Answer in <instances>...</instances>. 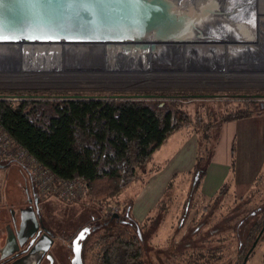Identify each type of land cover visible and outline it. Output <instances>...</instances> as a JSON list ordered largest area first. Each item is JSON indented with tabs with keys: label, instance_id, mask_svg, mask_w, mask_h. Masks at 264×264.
I'll return each instance as SVG.
<instances>
[{
	"label": "rangeland",
	"instance_id": "1",
	"mask_svg": "<svg viewBox=\"0 0 264 264\" xmlns=\"http://www.w3.org/2000/svg\"><path fill=\"white\" fill-rule=\"evenodd\" d=\"M90 48L97 51L99 46ZM127 54V59L131 63L135 62V66L141 61L129 56L130 52ZM263 54L259 49L254 51L251 49V52L244 55L248 60L252 59L250 55H261L260 58L264 59ZM89 55L93 56L92 53ZM88 57L84 59H93L91 56ZM170 59L172 58L163 50L158 62H167ZM114 80L109 82L92 80L80 75L54 83L50 80H32L25 77L4 78L1 74L0 96L14 97L10 100L18 103L22 97L45 101L50 99L49 97L74 95H137L144 96V100L153 106L161 104L168 109H182L186 112L189 124L178 130L180 132L172 136L159 153L173 150L175 142L183 133L195 135L198 149V141L204 133L202 127L195 124L196 117L202 121L203 128L205 125H217L229 112L234 111L238 103L244 104L251 112L249 118L234 122V127L230 130L229 128L222 130L221 126L225 124L222 123L219 129H213L206 134L210 139L204 145L206 148H212L211 159L215 156L216 161L220 162L225 155L230 159V149H234L232 165L226 169L225 174H221L219 168H214L213 171L216 177L219 176L217 182L221 180V176L227 177L221 186L222 194L218 196L221 188L212 196L205 194L202 189L203 181L196 187L198 180L194 183L195 176L192 172L174 177L161 200V206L158 202L147 219L137 228L145 264H228L229 255L231 253L233 256L237 245L235 236L239 219L248 217L250 212L256 211L260 199L264 198V84L251 80H242L240 81L242 83L235 84H232L231 80H225V84H216L214 83L216 80L208 78L206 81L200 78L195 83L182 82L177 78L161 84ZM201 95L206 97L200 98ZM173 96L186 97L173 99ZM173 100L175 102L172 103ZM159 153L155 157H158ZM156 165L155 171L159 169L158 165L161 166L160 163ZM149 169L135 170L136 179L114 198L101 204L91 203L87 195L73 202H60L36 195L40 201L41 220L50 230L49 240L55 239L50 250L52 261L58 263L65 260L67 250L64 243L71 245L76 234L90 223L99 226L91 235L92 240L106 230L107 224L113 228H126L116 221L108 222L106 225L104 221L108 215L117 214L118 218L122 217L124 210L132 205L139 191L145 186L149 178ZM24 170L18 163L0 164V215L8 213L11 207H32L30 178L26 176ZM240 200H243L244 205L241 206L242 209L236 210ZM246 228L243 227L240 231ZM59 238H63L64 243ZM228 239H231V243L226 242ZM215 242H219L220 245L219 259L208 260V249L218 246ZM228 244L231 248H228ZM93 256L94 250L91 249L85 263L95 264ZM249 264H264V243Z\"/></svg>",
	"mask_w": 264,
	"mask_h": 264
},
{
	"label": "trees",
	"instance_id": "2",
	"mask_svg": "<svg viewBox=\"0 0 264 264\" xmlns=\"http://www.w3.org/2000/svg\"><path fill=\"white\" fill-rule=\"evenodd\" d=\"M11 98L0 96L3 131L57 177L82 179L87 185V199L94 204L120 193L136 179L135 170L151 161L168 136L189 124L182 109L153 106L144 96L74 95L45 101L22 97L18 103ZM250 116L244 104L238 103L217 125L203 128L196 117L195 124L204 133L198 141L192 171L198 175L196 187L205 178L213 153L204 145L210 139L206 134L219 129L222 123ZM105 228L106 232L93 243L105 248L101 264H145L137 235L128 228L109 224ZM131 238L134 242L129 241Z\"/></svg>",
	"mask_w": 264,
	"mask_h": 264
},
{
	"label": "water",
	"instance_id": "3",
	"mask_svg": "<svg viewBox=\"0 0 264 264\" xmlns=\"http://www.w3.org/2000/svg\"><path fill=\"white\" fill-rule=\"evenodd\" d=\"M258 2L203 0L196 9H187L178 0H0V34L5 37L0 45H23L24 70L48 62L56 69L61 62L56 45L122 47L138 53L144 43L200 42L205 29L220 25L236 33L240 45H254ZM89 233L85 227L73 239L71 264H83L81 242Z\"/></svg>",
	"mask_w": 264,
	"mask_h": 264
},
{
	"label": "flooded vegetation",
	"instance_id": "4",
	"mask_svg": "<svg viewBox=\"0 0 264 264\" xmlns=\"http://www.w3.org/2000/svg\"><path fill=\"white\" fill-rule=\"evenodd\" d=\"M178 1L181 2V4H184L183 7L187 9H192L193 5H194L193 9H196L202 3L203 0H196V1L195 0H189V1L188 0H182V1L178 0ZM239 39H240L239 36H237L236 33H233V31L231 32L229 27L225 25H222V26L220 25L216 27H208L207 29H205L203 31V35L200 39V42H196L192 44H185V45L184 44H181V45L165 44L164 45V44H159V43H153L156 45H152L145 50L144 49L141 50L140 52H139L140 49L138 50L137 48V50L140 53L139 59H141V61L144 62V64L147 61L146 62L147 66L152 67L154 66V64H156V62H154L155 55L154 56L151 55L152 50H153L152 48L153 47L155 48V46H158V47L166 46L168 48L167 51H170L171 54L173 55L170 57L172 59L176 58L175 64L171 65L172 67H171V70H169V72L171 74L186 73L188 71L190 73L193 72L191 74H193L194 76L195 75L198 76L196 77L198 80V78H200L202 75L216 73L219 70H221V68H219L218 65L225 66L227 53L236 50L238 46H242L240 45L241 41H238ZM151 44L152 43H150L149 45ZM166 47H165V50L167 49ZM240 60L242 59H236L235 62L236 63L242 62ZM64 64L67 65V62L62 63L61 66H66ZM193 67L195 68V70ZM68 72H69V69H68ZM68 75L70 77L76 76L75 74H70V73H68ZM185 97L184 96H180V97L173 96L172 98L175 99V98H185ZM187 97H191V96H187ZM205 97L206 95L200 96V98H205ZM173 102L175 101L173 100L172 103ZM259 202L260 203L256 211L250 212L248 214V217H242L239 219L238 224L236 225V236H235L237 239V245L234 250L233 256L231 255V253L229 255V259L227 262L228 264H249L250 260L254 258L255 253L258 250V248L264 243V198H261ZM31 203H32V207L31 206L30 207L32 209L30 208L31 214H29V216H31L30 218H33V221H34L33 229H34V225L35 227H37V229L36 228L34 230L32 229L33 235L28 238L29 240L27 241L26 245H23L24 243L21 237L22 232H23L22 229L17 233H10L9 236L7 237V240H9V243H8L9 245L6 243L7 245L6 257L3 258V262L1 261L0 264H9V262L12 261L14 257L17 258L15 260H18L19 258H21V256H24L36 250H39L40 255H41V261L39 262V264H71V259L73 257L72 242H71V245L70 244L66 245L63 241V238H59V239L62 240L64 243V247L67 250V257L65 260H62L61 262H58V263L56 261H55L56 263L52 261L50 250L52 248V245L55 239L53 241L49 240L50 230H48L45 227V225H43V222L40 217V208H39L40 201L39 199H37L36 195L33 196ZM243 205H244L243 200H240L236 210L242 209L241 206ZM130 210L131 208L127 207L124 210L122 217L119 216L121 219L120 218L111 219L110 216L112 215H109V219H107V222L104 221V224L106 225L108 222H112V221L118 222L120 225L128 228L131 232L137 235L138 242L141 245V242H140L141 240H140L138 230H137L138 227L134 224L132 220L133 218L131 217ZM85 227H88L90 229V233L81 242L82 263L86 264L85 261L87 258V254L92 249L94 250L93 258H94L95 264H101L103 259L106 257L105 248L102 245H99V244L94 245L93 243L97 241L99 238H101V236L106 231L103 230L100 235L96 236V238L92 240L91 235L95 231H97V228L99 226H93V223H90L86 225ZM243 227H247V228L241 232L240 229ZM133 229H136L137 231H134ZM228 240L229 241H226V242L231 243L230 242L231 239H228ZM129 241L134 242V238H131ZM256 242L257 244L254 247V244ZM215 243H217L218 246L211 247V249H208V258H209L208 260L215 261L219 259L218 253H219L220 245H219V242H215ZM228 248H231L230 245L228 246Z\"/></svg>",
	"mask_w": 264,
	"mask_h": 264
},
{
	"label": "bare ground",
	"instance_id": "5",
	"mask_svg": "<svg viewBox=\"0 0 264 264\" xmlns=\"http://www.w3.org/2000/svg\"><path fill=\"white\" fill-rule=\"evenodd\" d=\"M193 6H192V9H193ZM256 12L258 15V27H257L258 30H257V35H256L257 42L256 44H254L255 47L254 46L250 47L248 45L247 46L242 45V46H238L237 49L234 50V52H228L225 66L218 65V67L221 68V70H219L218 72L215 71L216 73L202 75L200 77L201 79H204L202 81H206L205 79L208 78L211 80H216L214 81V83L216 84L217 83L225 84V80H228V81L231 80L232 84L233 83L235 84V83H242L240 82L242 80H247V81L251 80V81L264 84V59L262 57L260 58L261 55L260 56L250 55L252 59L246 60L248 57H245L244 55L245 53L251 52V49L252 51H254V49H259L261 53L262 52L264 53V0H259L258 9H256ZM247 36L252 38L251 34ZM149 44L144 43L140 45V47L138 48L140 49L139 52L143 49L144 50L147 49L148 47L152 45H156V44H151V45ZM54 47L60 49V55L58 56V58L61 59V62L58 64L56 69L51 70L53 65L48 62V63L42 64L38 69L28 68L24 70L22 67L23 45L14 44V45H8V46H3V47L1 46L0 47V73L4 76V78L5 77H21V78L25 77L27 79H32V80L33 79H36V80L41 79V80H48V81L50 80L54 83L57 81L62 82V81H65L67 78H71L68 75V73L75 74L76 75L75 77L83 75L86 78H91L92 80L99 79L101 81L106 80V82L113 81L114 79H116L114 81L124 82L128 80H132V81L135 80V81H142V82L148 81V82H153L155 84H161V83H168V81H174V79L178 78L179 80H182V82L187 81L190 83H195V82H198L200 79L198 78L197 80L196 77L198 76L196 75L194 76L193 74H191L193 72L190 73L189 71L186 73L171 74L169 70H171V67H172L171 65L175 64L174 59L176 58L170 59L167 62H158L159 55L161 54V52H163V50H164V53L166 54L169 53L168 54L169 56H173L170 51H167L168 48L166 46H165L167 48L166 50L164 46H160V47L155 46V48L154 47L152 48L153 50H152L151 55L152 56L155 55L154 62H156V64H154V66L152 67L147 66V63H146L147 61L145 62V64L142 61L137 62V66H135L136 64L135 62L131 63L130 60L127 59L128 52H126V49L122 47L121 48L110 47V46L107 48L99 47L97 51L93 50V48L91 49L90 46L56 45ZM139 52L138 53L132 52L129 56L134 57L135 60H137L140 57ZM90 53H92L93 56L89 55ZM240 55L241 57H239ZM88 56H91L93 59H84L85 57H88ZM236 59H242L240 61H243V62L236 63L235 62ZM64 62H67V65L64 64L66 66H61L62 63ZM68 69H69V72H68ZM8 79L9 78H7V80ZM201 83L204 84L205 82H201ZM228 84L230 83L228 82Z\"/></svg>",
	"mask_w": 264,
	"mask_h": 264
},
{
	"label": "crops",
	"instance_id": "6",
	"mask_svg": "<svg viewBox=\"0 0 264 264\" xmlns=\"http://www.w3.org/2000/svg\"><path fill=\"white\" fill-rule=\"evenodd\" d=\"M239 121L225 122V124L221 126V129L224 130L229 128L230 130L234 127V122ZM179 132L180 131H176L168 136L165 142L153 153L151 161L145 167L136 169L137 171L140 169L150 168L149 178L146 181L145 186H143V188L139 191L131 205V217L138 224L145 221L157 203L162 200L173 177L188 175L193 171L197 155V138L194 134L183 133L179 140L175 142V148L173 150H170L167 153H159L167 144L168 140H170L172 136L178 134ZM229 135L232 136V134ZM158 153V157H155ZM213 157L214 158L211 159L207 167L202 187L203 192L210 196L214 195L227 179L226 175L221 176V180L217 182L219 176L217 175L216 177L213 171L214 168H219L221 169L220 173L225 174L226 169L231 167V149L230 159L225 155V157L220 162H217L215 156ZM8 163L11 164L14 162ZM158 163H160L161 166L158 165L159 169L155 171L157 168L156 164ZM21 168L24 170L23 167ZM26 176H28L27 172ZM29 181L31 183L30 191L32 196L38 195V192L31 182V179H29ZM29 214H31V209L26 206L25 208L11 207L8 213L0 215V263L1 261L3 262V258L6 257V243L7 237L10 233H17L22 229L23 232L21 237L23 239V245H26L27 241L29 240L28 238L33 235L32 229L34 221L33 218H30L31 216H29ZM15 259L17 258L14 257L12 261H10L11 263L9 262V264H39L41 261V255L40 251L36 250L21 256V258L18 260Z\"/></svg>",
	"mask_w": 264,
	"mask_h": 264
},
{
	"label": "built area",
	"instance_id": "7",
	"mask_svg": "<svg viewBox=\"0 0 264 264\" xmlns=\"http://www.w3.org/2000/svg\"><path fill=\"white\" fill-rule=\"evenodd\" d=\"M8 162L18 163L23 167L38 194L45 199L73 202L87 195V185L82 179L57 177L24 148L16 144L0 126V164Z\"/></svg>",
	"mask_w": 264,
	"mask_h": 264
},
{
	"label": "snow or ice",
	"instance_id": "8",
	"mask_svg": "<svg viewBox=\"0 0 264 264\" xmlns=\"http://www.w3.org/2000/svg\"><path fill=\"white\" fill-rule=\"evenodd\" d=\"M2 39H5V37L2 34H0V40Z\"/></svg>",
	"mask_w": 264,
	"mask_h": 264
}]
</instances>
